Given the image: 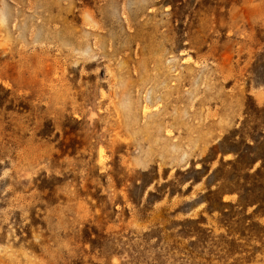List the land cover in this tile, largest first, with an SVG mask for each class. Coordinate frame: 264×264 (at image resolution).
Instances as JSON below:
<instances>
[{"label":"rangeland","instance_id":"1","mask_svg":"<svg viewBox=\"0 0 264 264\" xmlns=\"http://www.w3.org/2000/svg\"><path fill=\"white\" fill-rule=\"evenodd\" d=\"M0 264H264V0H0Z\"/></svg>","mask_w":264,"mask_h":264}]
</instances>
